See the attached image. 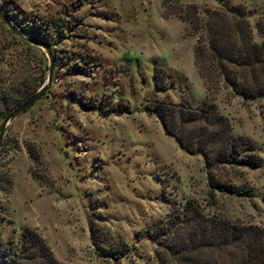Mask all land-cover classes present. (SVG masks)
Returning a JSON list of instances; mask_svg holds the SVG:
<instances>
[{"label": "rangeland", "instance_id": "obj_1", "mask_svg": "<svg viewBox=\"0 0 264 264\" xmlns=\"http://www.w3.org/2000/svg\"><path fill=\"white\" fill-rule=\"evenodd\" d=\"M229 1L249 10L253 33L264 24V0ZM169 2L0 0V13L17 25H45L53 60L42 96L0 138V172L10 181L0 189L1 242L28 228L59 264H158V238L148 231L186 201L206 215L264 226V102L222 89L211 99L231 134L252 142L260 157L255 167L210 170L228 189L208 185L201 157L181 149L147 108L152 97L190 106L205 97L192 63L195 36L164 15ZM18 37L0 21V72L22 70L33 84L44 82L43 50L23 52ZM155 70L164 90L153 86ZM91 225L125 245L116 262L93 249Z\"/></svg>", "mask_w": 264, "mask_h": 264}, {"label": "trees", "instance_id": "obj_2", "mask_svg": "<svg viewBox=\"0 0 264 264\" xmlns=\"http://www.w3.org/2000/svg\"><path fill=\"white\" fill-rule=\"evenodd\" d=\"M214 1V7H199L170 0L162 10L164 15L180 20L186 32L195 36L192 63L203 86L204 99L190 106L173 103L164 95L148 99L147 108L181 149L201 157L208 185L221 188L224 185L213 178L210 170L223 165L255 167L260 157L252 142L231 134L228 120L218 113L211 99L222 89L242 102H264V24L257 21L253 33L247 20L250 12L242 4ZM4 16L10 20L8 14ZM10 21L27 37L49 46L45 25L24 28L16 20ZM18 42L25 53L37 49L21 37ZM3 73L0 72V121L42 81L40 78L33 84L22 70L13 74L9 71L5 77ZM162 77L159 70L152 73L155 89H165ZM9 188L5 172H0V189L6 192ZM148 233L158 238V264H264V226L206 215L189 201ZM89 241L93 249L115 262L125 250L122 242L112 241L95 225L89 228ZM0 264L59 263L33 230L23 228L15 240L0 241Z\"/></svg>", "mask_w": 264, "mask_h": 264}, {"label": "water", "instance_id": "obj_3", "mask_svg": "<svg viewBox=\"0 0 264 264\" xmlns=\"http://www.w3.org/2000/svg\"><path fill=\"white\" fill-rule=\"evenodd\" d=\"M0 21L3 23V25L12 33L18 35L19 37H21L25 42H27L30 45L33 46H39L47 59V75H46V79L44 82H42L38 88L33 91L27 98H25L23 101H21L18 105H16L14 108H12L7 115L0 121V138L1 135L3 133V130L6 126L7 123H9L12 119H14L17 115H19L20 113H22L26 108H28L34 101H36L39 97L42 96V94L44 93V91L46 90L48 83H49V79H50V71L52 68V54L50 51V48L48 45L43 44L39 41H37L34 38H29L27 36H21L19 34V31L10 23V21L3 15L0 13Z\"/></svg>", "mask_w": 264, "mask_h": 264}]
</instances>
